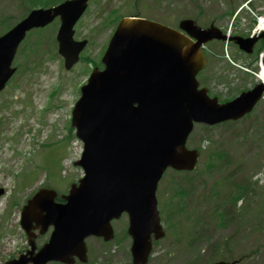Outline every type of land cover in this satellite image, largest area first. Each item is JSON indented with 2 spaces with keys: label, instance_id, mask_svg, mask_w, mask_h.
I'll use <instances>...</instances> for the list:
<instances>
[{
  "label": "rangeland",
  "instance_id": "obj_1",
  "mask_svg": "<svg viewBox=\"0 0 264 264\" xmlns=\"http://www.w3.org/2000/svg\"><path fill=\"white\" fill-rule=\"evenodd\" d=\"M230 1L238 11L246 0H91L75 26V38L88 39V56L99 60L117 26L118 14L131 15L137 10L144 17L171 26L192 18L201 26L214 22L231 35L253 34L257 16L264 14V0H252L256 18L245 9L238 16L236 11L230 16ZM23 2L0 0V35L31 7ZM59 24L56 20L45 30L31 33L23 49L42 37L46 45L47 39L56 37ZM209 48L211 56L204 73L211 76V93L227 99L257 82L256 75L231 65L227 54L240 66H253L257 73L261 50L249 56L240 53L236 44L217 40L210 42ZM33 54L29 53L26 60L22 54L16 55L13 65L17 72L0 93V188L4 189L0 196V264L29 246L20 225L23 200L45 181L46 188H54L61 195L67 193L84 174L74 164L81 157L82 143L75 132L68 137V127L80 88L92 70L84 58L86 52L72 70L65 69L52 41L35 59ZM188 143L190 148L203 150L200 165L189 173L190 179L169 171L162 180L158 200L160 204L168 198L173 228L157 243L149 264H209L221 257L242 255L245 257L240 264H264V100L247 118L215 126L195 125ZM209 150L218 151L220 156L211 157L213 167L203 169ZM215 204L219 208L214 219L211 213ZM166 220L162 215L165 227ZM113 226L118 241L87 238L88 264H132V240L124 235L127 216L114 221ZM50 231L39 238L38 244L48 239Z\"/></svg>",
  "mask_w": 264,
  "mask_h": 264
},
{
  "label": "water",
  "instance_id": "obj_2",
  "mask_svg": "<svg viewBox=\"0 0 264 264\" xmlns=\"http://www.w3.org/2000/svg\"><path fill=\"white\" fill-rule=\"evenodd\" d=\"M88 1L66 0L55 7L34 9L0 36V90L16 70L12 62L27 32L58 16L57 40L66 68L79 60L87 40L74 39V25ZM212 39L227 36L214 25L203 29L190 18L182 19L179 29L135 16L120 21L102 58L105 68L94 69L73 109L72 125L84 143L76 164L86 175L63 196L65 202L55 201L57 193L49 189L39 190L28 201L22 225L32 250L4 264L50 260L72 264L75 255L84 260L86 237L95 234L110 240L114 236L111 220L125 211L133 262L147 263L152 234L157 239L164 236L156 198L163 173L169 167L190 171L197 165L199 151L187 146L194 123L239 119L253 110L264 91L261 83L219 103L206 88L200 89L197 74L206 64L202 46ZM232 39L252 51L258 37ZM51 225L50 241L35 254L32 229L44 233Z\"/></svg>",
  "mask_w": 264,
  "mask_h": 264
},
{
  "label": "trees",
  "instance_id": "obj_3",
  "mask_svg": "<svg viewBox=\"0 0 264 264\" xmlns=\"http://www.w3.org/2000/svg\"><path fill=\"white\" fill-rule=\"evenodd\" d=\"M60 1H62V0H24V2L22 3L23 5H25L26 3H29V4H31V7H28L27 9H26V11H25V13H24V15L23 16H25L32 8H34V7H38V6H51V5H54V4H57V3H59ZM137 5V4H136ZM115 11V10H114ZM139 11L137 10L136 11V13L134 14V15H137V16H139V13H138ZM124 15H121V14H118V19L120 18H122ZM45 30V29H44ZM43 31V30H42ZM42 36V35H41ZM48 40V42H47V44L49 45L50 44V41H52L53 42V45H54V43H55V41H54V39L52 38L51 40L50 39H47ZM45 42H46V40L44 41L43 40V37L42 38H40V40L39 41H37V40H35L34 42L32 41L31 42V45H28L25 49H23L22 50V52H21V54L25 57V60H26V57L29 55V53H31V52H33L34 54H33V59H35V57H37V55L40 53V52H44L45 51V48H46V46H47V44L46 45H44L45 44ZM40 46H42L39 50H38V48L40 47ZM95 65H98V66H101V64L99 63V62H96V64H93V66H95ZM69 131H70V133H72L73 132V128H71L70 127V129H69ZM202 150V149H201ZM202 152H203V150H202ZM215 155L216 156H220V153L218 152V151H214V152H212V151H210L209 150V153H208V157H207V160H206V162H207V166H206V163H205V165H204V167H203V169L205 168V169H210V168H212L213 167V163H214V160L211 158V157H215ZM181 173H183L184 174V176H188V174L189 173H184V172H181ZM188 178H189V176H188ZM190 179V178H189ZM214 194L216 193V191H214L213 192ZM215 196H218V194H215ZM206 210H203L202 212H201V215H202V213L203 212H205ZM217 211V207H215L214 208V210L212 211V218H216L215 217V214H214V212H216ZM208 213V212H207ZM224 257H221L220 259H223Z\"/></svg>",
  "mask_w": 264,
  "mask_h": 264
},
{
  "label": "bare ground",
  "instance_id": "obj_4",
  "mask_svg": "<svg viewBox=\"0 0 264 264\" xmlns=\"http://www.w3.org/2000/svg\"><path fill=\"white\" fill-rule=\"evenodd\" d=\"M264 30V15L260 18L258 26L256 28V33ZM259 79L264 82V66L260 63V73L258 75Z\"/></svg>",
  "mask_w": 264,
  "mask_h": 264
},
{
  "label": "flooded vegetation",
  "instance_id": "obj_5",
  "mask_svg": "<svg viewBox=\"0 0 264 264\" xmlns=\"http://www.w3.org/2000/svg\"><path fill=\"white\" fill-rule=\"evenodd\" d=\"M248 36V35H247ZM207 80V78H205Z\"/></svg>",
  "mask_w": 264,
  "mask_h": 264
}]
</instances>
